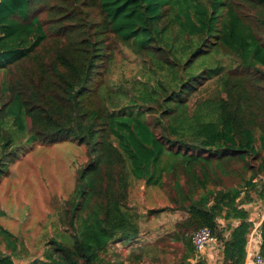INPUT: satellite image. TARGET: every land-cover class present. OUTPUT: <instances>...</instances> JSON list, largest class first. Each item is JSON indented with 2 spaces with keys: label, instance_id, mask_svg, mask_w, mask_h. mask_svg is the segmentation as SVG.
Masks as SVG:
<instances>
[{
  "label": "trees",
  "instance_id": "16d2710c",
  "mask_svg": "<svg viewBox=\"0 0 264 264\" xmlns=\"http://www.w3.org/2000/svg\"><path fill=\"white\" fill-rule=\"evenodd\" d=\"M124 51L140 69L113 80ZM0 73V183L38 143L89 157L28 264L159 263L166 244L191 264L205 227L223 264H245V205H264V0H0ZM214 81L220 95L201 96ZM132 179L167 194L151 214H184L151 245ZM0 242V264H16L24 244L5 228Z\"/></svg>",
  "mask_w": 264,
  "mask_h": 264
},
{
  "label": "rangeland",
  "instance_id": "374dc122",
  "mask_svg": "<svg viewBox=\"0 0 264 264\" xmlns=\"http://www.w3.org/2000/svg\"><path fill=\"white\" fill-rule=\"evenodd\" d=\"M140 69L139 60L129 51H124L114 62L113 80H127ZM4 79L0 73V85ZM214 98L220 95V83L214 81L201 96ZM89 162L86 148L65 141L54 145L40 143L28 147L0 183V229L5 228L24 244L22 257L16 264H28L41 258L50 239L59 232L60 208L75 190L79 170ZM130 206L141 217V238L149 245L161 236L173 231L184 218L182 212L165 211L151 214L152 210L168 208L171 204L159 188L148 187L142 181L131 180ZM173 244L159 247L161 262L146 261L143 264H176L181 248L173 252ZM0 248L3 243L0 242ZM114 252L128 255V250L114 246ZM130 251V250H129ZM157 257V255H156ZM137 264V263H136Z\"/></svg>",
  "mask_w": 264,
  "mask_h": 264
},
{
  "label": "crops",
  "instance_id": "0c3cea01",
  "mask_svg": "<svg viewBox=\"0 0 264 264\" xmlns=\"http://www.w3.org/2000/svg\"><path fill=\"white\" fill-rule=\"evenodd\" d=\"M246 210L250 213V220L254 223V228L251 234L248 237V246H247V258L245 264H253V259L255 253L258 251L261 234V225L264 221V205L261 201H254L253 203H249L245 205ZM221 224L224 226L225 223L221 221ZM235 226L238 225V222L234 223ZM223 246L222 244H218V248L216 246L209 248L204 257L207 258V264H210L209 260L218 261V264H223Z\"/></svg>",
  "mask_w": 264,
  "mask_h": 264
},
{
  "label": "built area",
  "instance_id": "2783aa9c",
  "mask_svg": "<svg viewBox=\"0 0 264 264\" xmlns=\"http://www.w3.org/2000/svg\"><path fill=\"white\" fill-rule=\"evenodd\" d=\"M192 244L195 248V256L190 260L191 264H197L200 260H207L204 257L206 251L216 246L218 248V239L213 231L207 227L198 230L192 237ZM210 264H218V261L209 260ZM207 262V261H206ZM253 264H264V238H260L258 251L255 253Z\"/></svg>",
  "mask_w": 264,
  "mask_h": 264
}]
</instances>
